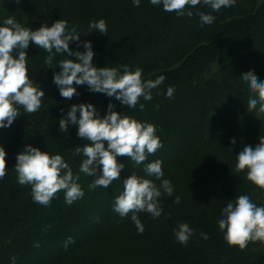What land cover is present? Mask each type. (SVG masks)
Wrapping results in <instances>:
<instances>
[{"label": "trees", "instance_id": "1", "mask_svg": "<svg viewBox=\"0 0 264 264\" xmlns=\"http://www.w3.org/2000/svg\"><path fill=\"white\" fill-rule=\"evenodd\" d=\"M187 10L192 17L164 12L150 0H140L138 7L133 0H0V26L8 17L32 30L66 20L68 29L75 26L80 34L79 47L70 42V48L84 51L82 42L90 41L94 66L115 67L121 74L124 65L130 71L141 68L144 81L165 77L152 90V99L141 97L135 109L86 85L76 86L78 95L66 100L53 75L61 70L59 61L75 58L53 50L55 67H49V54L30 42L28 76L45 96L38 111L27 114L21 107L13 124L0 129V146L7 154L6 175L0 179V264H13V257L15 264H264L258 242L243 250L229 246L218 224L223 208L239 195L264 206L256 200L264 190L249 182L246 172L235 171L239 151L264 137V114L248 111L255 94L241 78L251 70L264 81V0H236L218 12L201 2ZM198 12L213 15L214 22L201 26ZM100 19L107 34L89 28ZM170 86L174 94L169 99ZM80 103L93 104L101 117L111 103L114 111L153 124L162 147L139 165L117 157L125 165L121 177L106 189H90L96 176L79 171L86 157L75 154L77 146L90 141L78 137V126L71 123L66 133L59 131V119ZM27 145L61 155L79 176L84 196L68 205L61 190L48 206L34 202L31 185H20L15 171L16 156ZM156 160L162 161L161 179L145 172V165ZM133 174L157 187L168 179L174 188L171 197L160 189L159 218L136 213L142 234L132 213L122 218L114 211L124 179ZM181 223L194 230L187 245L174 234ZM69 237L74 242L65 247Z\"/></svg>", "mask_w": 264, "mask_h": 264}, {"label": "clouds", "instance_id": "2", "mask_svg": "<svg viewBox=\"0 0 264 264\" xmlns=\"http://www.w3.org/2000/svg\"><path fill=\"white\" fill-rule=\"evenodd\" d=\"M150 2L154 6L162 5L164 12L192 17L193 12L186 11V8H194L203 2L213 12H218L222 8L234 6L236 0ZM133 4L138 7L140 0H133ZM197 15L200 17L201 26L210 25L215 20L213 15L204 12H198ZM89 28L100 34L108 33L104 19L91 22ZM30 42L49 54L45 59V64L49 67H55L53 50L55 53H66L68 57L75 58L59 61L61 70L53 75V83L58 87L60 96L66 100L78 95L76 86L86 85L93 93L114 97L129 109H135L141 97L146 101L151 100L152 90L165 80L161 75L155 80L144 81L141 68L130 71L127 65L122 66L123 74L115 67L94 66V51L90 41L82 42L84 51H73L70 48V42H76L79 47L81 41L75 26L69 30L66 20L58 19L51 26L43 25L32 30L18 23L13 17H8L3 20V26H0V129L13 124L21 115V107L27 114L38 111L45 96V92L35 86L28 76L26 49ZM16 50L18 55L14 56L13 52ZM241 78L255 94L249 98L248 111L264 114V81L258 79L251 70L243 73ZM173 94L174 88L168 87L166 98H172ZM144 107V104H139L140 110ZM113 109L114 105L110 103L107 114L101 117L91 103L72 104L66 116L59 119V131L66 133L71 123L78 126V137L90 141L83 148H75V154L82 153L86 157L79 171L87 176H96L89 184L90 189H106L121 177L125 165L119 163L117 157H127L139 165L162 147L153 124L139 122ZM230 143L234 145L235 138H231ZM6 155L5 149L0 146V179L6 175ZM236 160L235 171L246 172L247 180L264 190V137H260L259 143L255 145L248 144L243 147ZM15 171L20 185H31L33 200L38 204L48 206L61 190L65 193V202L68 205L84 196V191L77 183L79 176L73 175L72 169L59 154L50 155L38 147L27 145L16 156ZM145 172L149 177L161 179L164 175L162 161L147 163ZM123 184L122 194L115 197L114 211L122 218L132 213L131 219L142 234L144 227L136 213L147 212L153 218H159L163 211L159 203L162 195L160 189L171 197L174 188L168 179H162L160 187H157L153 180L134 174L124 179ZM180 202L181 197L176 196L174 203ZM222 211L224 215L218 224L229 246H238L243 250L249 242L264 243V206H257L248 195H239L234 202H228ZM174 234L180 244L187 245L194 230L187 223H181ZM72 242L73 239L69 237L65 247ZM12 260L15 264V257Z\"/></svg>", "mask_w": 264, "mask_h": 264}, {"label": "rangeland", "instance_id": "3", "mask_svg": "<svg viewBox=\"0 0 264 264\" xmlns=\"http://www.w3.org/2000/svg\"><path fill=\"white\" fill-rule=\"evenodd\" d=\"M256 200H257V202L260 201L261 204L264 203V191L259 196L256 197ZM257 242L259 243L260 248L263 249L264 248V243H261L259 241H257Z\"/></svg>", "mask_w": 264, "mask_h": 264}]
</instances>
